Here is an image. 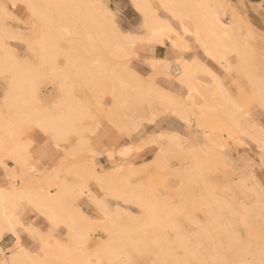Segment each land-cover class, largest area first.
Segmentation results:
<instances>
[{"label": "rangeland", "instance_id": "1", "mask_svg": "<svg viewBox=\"0 0 264 264\" xmlns=\"http://www.w3.org/2000/svg\"><path fill=\"white\" fill-rule=\"evenodd\" d=\"M99 1L114 13L122 36L133 38L132 44L124 43L121 53L106 50L104 44L95 39L90 44L80 21L84 13L81 0H0V58L4 57L0 59L3 60L0 134L8 128L2 135L5 142L0 143V159L8 169L14 167L17 178L24 179L18 162L5 155L18 147L17 141L27 142L33 156L29 163L36 164L37 172L43 174L37 160L39 152L36 151L37 157L31 138L40 133L49 138L62 155L60 161L44 173L58 168L59 181L65 182V190L67 186L73 189L64 190L56 209H52L56 211L54 215L52 212V217L47 212L41 214L45 210L35 206L28 197L17 196L16 217L20 221V215L31 207L39 218L49 223L45 235L38 233V238L41 256H44L45 243L56 246V252L47 253L51 264L55 259V264H63L66 256L65 264H70L68 256L75 257L71 264H264V88H261L264 87V0L257 4L251 0H184L179 4L180 12H186L185 16L182 12V20L189 26H193V17L202 7L223 13V20L230 28L226 45L233 43L229 48L235 49L237 54L231 53L234 68L223 69L248 84V90L240 94L232 91L222 67L206 57L197 37L182 34L180 20L160 7L159 1L153 0L159 16L167 19L175 30L171 38L182 39L172 44L169 38H164L173 47L183 44H177V48L183 51L184 57L175 62L148 53L165 41L150 39L141 13H137L139 22H131L118 1ZM204 1L208 3L205 5ZM120 2L132 4L137 12L131 0ZM40 11H45V15ZM234 54L239 57L238 62ZM187 57L196 58L200 66L210 65L221 78L217 76L222 89L214 84L210 89L204 87L203 84L208 86L214 82H210L212 76L205 74V70L199 72V66L193 68L191 82L199 84L195 100L202 105L203 113L187 105L183 119L174 108L166 107L165 102L170 96L173 102L186 92L168 89L165 81L184 84L178 80L183 74L176 73V67L180 68V61ZM161 60L170 62L168 73L171 75L164 74L167 71L163 69L158 72L154 66L152 68V61ZM9 62L11 66L4 67ZM94 66L102 67V71H95ZM11 67L16 68L15 72ZM134 76L143 77L148 86L150 82L155 84L163 99L149 91L145 94L148 88L144 85V94L128 97L122 103L125 107L119 103L118 108L115 106L116 114L112 115L116 101L120 100L116 95L125 86L133 89ZM11 84L15 85L13 90ZM213 91L217 92L216 98ZM162 94L168 97L164 100ZM139 95L143 100L137 99ZM220 95L225 97L222 99ZM60 96L66 100L67 97L72 101L76 99L75 103L83 104L77 107L87 106L88 112L93 111L88 115H94L90 118L84 115L85 119L79 111L80 119L84 120H77L80 126L75 121V129L80 127L81 136L86 131L84 139L81 140L80 133L76 135L75 130H69L67 136L64 135L66 138L63 137L66 140L56 145L46 130L20 122L25 114H39L42 109L55 112L58 102L64 103L61 109L64 106L66 110L68 106ZM110 108L109 115L115 116L119 124L114 118L111 119L115 121L106 119ZM198 113L201 114L198 116ZM234 120L238 123L236 126ZM172 135L174 141H171ZM123 148L131 149L125 160L116 154ZM99 175L101 179L95 180ZM103 179L110 186L104 184ZM102 183L108 189L103 188ZM0 185L9 188L5 180ZM79 186L90 189L93 197L88 193L78 195ZM19 225H23L21 221ZM16 245L17 248L22 246L20 241ZM111 247L114 254L117 252L115 256L106 252Z\"/></svg>", "mask_w": 264, "mask_h": 264}, {"label": "bare ground", "instance_id": "2", "mask_svg": "<svg viewBox=\"0 0 264 264\" xmlns=\"http://www.w3.org/2000/svg\"><path fill=\"white\" fill-rule=\"evenodd\" d=\"M133 3H134V6H135V9L137 10V12H139V13H141L142 14V16H143V22H144V25H145V27H146V29H147V32H148V34L150 35V39H154V40H161V42L164 40V41H166L164 38H169V40L172 42V44H174V42L175 41H181L180 39H172L171 38V36H170V34L171 33H174L175 32V30L171 27V25H170V23H169V21L167 20V19H165V18H162L161 16H159V14H158V7H156L155 5H154V1L153 0H131ZM157 1H159V6L160 7H162V8H164V9H166V10H168L169 12H171V14H172V16L173 17H176V18H178L179 20H180V28H181V32H182V34H185V35H190V34H194V36H196L197 38H196V40L198 39L199 41H200V45L202 46V49L204 50V54L206 55V57L207 58H209L210 60H213V61H215V63H217L220 67H222V69L224 68V69H226L227 71H231L233 68H234V58H233V56H232V52L234 51L235 52V54H236V50L235 49H231L230 50V48L233 46L231 43H229V44H231V45H226V44H228V42H227V37L230 35V33H229V30H230V28H229V26H228V24L223 20V13H221V12H218L217 10H210L209 8H208V10L206 11L205 10V8L206 7H202V10H200V12H198L197 11V13H196V15L193 17V19L195 20V22H194V20H193V26H189V25H187L183 20H182V17H181V14H182V12H180L181 10H180V5L179 4H181L182 2H184V0H157ZM192 1V0H191ZM198 1V0H197ZM190 2V1H189ZM206 2L208 3V1H204L203 3L206 5ZM73 3V2H72ZM81 3H82V9H84V13H82V15L80 16V21H81V23H82V28H83V32H85V35H88L87 37H89L88 38V40H89V42H90V44L93 42V39H95V40H97V41H99V42H102V45L106 48V50H108V51H110V50H115V51H117V53H121L122 51H123V45H124V43H133L134 41H133V38L131 39V38H129V37H126V36H122V34L120 33V29L118 28V26H117V23H116V20L114 19V16H110L109 15V13L111 12L112 13V10L111 9H109V8H104L101 4H100V1L99 0H81ZM191 3V2H190ZM70 4V3H69ZM68 4V5H69ZM76 5V4H75ZM71 6H72V4H71ZM191 6V5H190ZM179 8V10H178V8ZM192 7V6H191ZM197 7V6H196ZM209 7V6H208ZM212 7H214V6H212ZM46 10V9H45ZM193 11V10H192ZM202 11H206V12H202ZM45 11H43V12H41L40 11V13L43 15V13H44ZM184 13L186 14V12L184 11L183 12V15H184ZM193 13V12H192ZM40 14V15H41ZM141 14H139V15H141ZM194 14V13H193ZM45 15V14H44ZM43 15V16H44ZM185 16V15H184ZM46 17V16H45ZM45 17H43V19L45 18ZM187 18H188V16H187ZM64 19V18H63ZM190 19V18H189ZM49 20V19H48ZM47 20V21H48ZM192 20V19H191ZM55 24V23H54ZM189 24V23H188ZM51 29V28H50ZM144 29V28H143ZM53 30V29H52ZM50 32V31H49ZM74 33H78V32H74ZM52 34V33H51ZM78 35V34H77ZM176 35V34H175ZM232 35V34H231ZM80 38V37H79ZM181 38V37H180ZM81 40V39H80ZM79 40V41H80ZM197 40V41H198ZM233 40V39H232ZM85 41V40H84ZM169 41V42H170ZM86 42H87V40H86ZM89 42H87L88 44H89ZM153 42H155V41H153ZM183 42V41H182ZM227 42V43H226ZM54 43V42H53ZM83 43V42H82ZM177 43V42H176ZM199 43V42H198ZM89 44V45H90ZM177 44H179V45H181V46H183V44H180V43H177ZM177 44H176V46H177ZM84 45H85V43H84ZM184 45H185V43H184ZM187 45V44H186ZM185 45V46H186ZM93 46H94V44H93ZM92 46V47H93ZM78 47V46H77ZM230 47V48H229ZM90 48V47H89ZM96 48V47H95ZM98 48V47H97ZM104 48V49H105ZM181 48V47H180ZM184 48V47H183ZM188 48V47H187ZM226 48V49H225ZM84 49V48H83ZM103 49V48H102ZM110 49V50H109ZM185 49V48H184ZM105 50V51H106ZM44 51V50H43ZM47 51V50H46ZM75 52V51H74ZM46 53V52H45ZM48 53V52H47ZM77 53V52H76ZM113 53H114V51H113ZM2 54V53H1ZM75 54V53H74ZM234 54V55H235ZM78 55V54H77ZM237 55V54H236ZM235 55V56H236ZM240 55H242V54H240ZM3 56V55H2ZM2 56H1V58H2ZM76 56V55H75ZM234 56V57H235ZM77 57H79V55L77 56ZM104 57H105V55H104ZM238 56H236L235 58L237 59L236 61L238 62V58H237ZM244 57V56H243ZM0 58V59H1ZM4 58V57H3ZM2 58V59H3ZM243 59V58H242ZM5 60V59H4ZM8 60V59H7ZM7 60H6V62H7ZM48 61V60H47ZM12 62V61H11ZM237 62H236V64H237ZM3 64V60L2 61H0V64ZM13 63V62H12ZM11 63V64H12ZM21 62H19V64H20ZM100 63V61H98V64ZM152 63V68H156V69H158V70H156V69H154L155 71H158L159 72V70L161 71V69H163V70H165V71H167V72H165L164 74H166V73H168V71H169V69L170 68H168L169 66V64H170V62H165V60H164V62H162V60L161 61H158V62H155V61H152L151 62ZM159 63H161V64H159ZM162 63H164V64H162ZM167 63V64H166ZM169 63V64H168ZM242 63V62H241ZM2 64L0 65V66H2ZM11 64H10V62H9V64L8 65H6V66H4V67H6L7 68V66L8 67H10L11 66ZM97 64V65H98ZM239 64V63H238ZM10 65V66H9ZM96 65V66H97ZM180 65H181V67L183 68H181V73L183 74L180 78H179V76H178V80H180L181 82H184V85H186L185 87L187 88V90H186V93H185V95L184 96H182V97H177V99H174L175 101H173V102H171V100H169V98L171 97L170 95H169V93H168V95L170 96L169 98H167L166 99V97H168L167 95H165V94H162L163 96H165L164 97V100L166 99V102L167 101H170V102H165V104H166V107H168V106H170V107H172V108H174L175 109V111L177 112V113H179V115L181 116V118L183 117V119H184V117H186V112H185V106H187V105H189L190 107H195L196 109H198V111L199 112H201V113H203V111H202V105H199L198 104V101H196L195 100V97H196V94H197V92H198V89H199V84H195V83H198L197 81H194L193 80V82H195V83H193V82H191V73H192V69L194 68H196L197 66H199V68H200V71L199 72H201L202 70L204 71L205 70V74H209L210 76H212V82L213 83H210L208 86L207 85H205V84H203L204 85V87H207V88H212V85L214 84V85H216V87H218L219 89H222V83H220V81H219V78L217 77V75L215 74V72H214V70H213V68L212 67H210V65H207V64H202V66H200V65H198V62H197V60H196V58H191V59H188V58H183L181 61H180ZM240 65V64H239ZM96 66H94V67H96ZM99 66H100V64H99ZM98 66V68L96 67V70L95 71H102L101 70V68L102 67H99ZM154 66V67H153ZM178 66V65H177ZM195 66V67H194ZM14 67V66H13ZM173 68V70H174V67H172ZM179 67H176V70H177V72H178V70L180 69ZM240 68V67H239ZM5 69V68H4ZM13 68L11 67V70H12ZM16 69V68H15ZM15 69H13L14 70V72H15ZM94 69V68H93ZM196 69H198V68H196ZM237 69V68H236ZM88 70V69H87ZM175 70V71H176ZM5 71H7V69L5 70ZM171 71V70H170ZM195 70H193V72H194ZM203 71H202V73H203ZM225 71V70H224ZM88 72V71H87ZM157 72V73H158ZM174 72V71H173ZM176 72V73H177ZM235 72V71H234ZM155 73V72H154ZM156 73V74H157ZM172 73V72H171ZM175 73V74H176ZM197 73V72H196ZM163 74V73H162ZM168 74H170V73H168ZM179 74V73H178ZM167 75V74H166ZM171 75V74H170ZM174 75V74H173ZM243 75V74H242ZM244 76V75H243ZM246 76V75H245ZM67 77V76H66ZM155 77V76H154ZM175 77V76H174ZM25 78V77H24ZM64 79H65V77H64ZM22 80V79H21ZM63 80V79H62ZM152 80H153V76H152ZM147 81H149V80H147ZM14 82V81H13ZM153 82V81H152ZM148 82H146V84H147ZM14 84H15V82H14ZM13 84V85H14ZM63 84H64V82H63ZM121 84V83H120ZM124 84V83H123ZM145 84V82H144V78L143 77H137V76H134V80H133V82H132V84H131V86L133 87V89H129L128 88V86H125L126 88L125 89H123V90H121L122 91V93H121V91H119L120 93H119V95L117 94V92L115 93L114 92V94H117L116 96H117V98H116V96H114L113 94V96L116 98V99H120V100H118V101H116L115 100V98L113 99V100H115L116 102H118L116 105H114V104H112L111 106H113L114 105V109L116 108L115 106H117L119 103V105H124V104H122V103H125V101H127V98L128 97H132L133 95L135 96V97H137L138 96V94L139 93H143V91H145V89H144V85H146ZM201 84V83H200ZM212 84V85H211ZM260 84V83H259ZM258 84V85H259ZM12 85V84H11ZM10 85V86H11ZM13 85H12V89L11 90H13ZM16 85V84H15ZM14 85V86H15ZM61 85V84H60ZM59 85V86H60ZM202 85V84H201ZM211 85V86H210ZM257 85V87H259ZM261 85V84H260ZM121 86H122V84H121ZM64 87V86H63ZM123 87H124V85H123ZM146 87L148 88V90L146 89V92H145V94H147L148 95V92L147 91H149V93H151L153 96L155 95H157L156 97L158 98H160V99H163V97L161 96V90L159 91V92H157L158 90H157V87H156V85L155 84H152L151 82L149 83V86L148 85H146ZM214 87V86H213ZM9 89H10V87H8ZM262 89L264 88L263 86L261 87ZM65 90H66V88H64ZM68 89V88H67ZM122 89V88H121ZM215 89V88H214ZM223 90H225V89H223ZM62 92H63V90H61ZM118 91V90H117ZM142 91V92H141ZM163 91V90H162ZM200 91H201V89H200ZM211 91H212V89H211ZM260 91V90H259ZM264 91V90H263ZM61 92V93H62ZM157 92V93H156ZM208 92V91H207ZM217 92H219L218 90H217ZM217 92H212L213 94H214V97L216 96V93ZM224 92H226V91H224ZM155 93V94H154ZM165 93H167V92H165ZM144 94V93H143ZM259 95H260V93H258ZM19 95V94H18ZM64 95H65V93H64ZM111 95V96H112ZM202 95H203V93H202ZM209 95V94H208ZM229 95V94H228ZM263 95V94H262ZM11 96H13V95H11ZM15 96V95H14ZM112 96V97H113ZM119 96H120V98H119ZM140 96V95H139ZM204 96V95H203ZM209 96H211V94L209 95ZM16 97H17V95H16ZM61 98H62V100L64 99L65 101H63V102H66V105L68 106V108L65 110L64 109V106L62 107V109H61V106H62V104H64V103H60V102H58V103H60V104H58V103H56L57 105H59L60 106V108H59V106L56 108L55 107V109H56V111H55V109H53L55 112H51V110L49 111H47L46 109L44 110V109H42L41 111H40V113L38 114V113H32V114H25V116L23 117L22 116V118H21V120H20V122H23V123H25V122H27V124L28 123H32V124H34V125H36L38 128H40L41 129V131H42V129H44V130H46V132H48L49 133V135H51L52 137H53V139H55V143H56V145H60V143H62L61 142V140H66V139H63V137H65V136H67V134H68V132L67 131H71L72 130V132H73V130H75L74 132H76L75 134L76 135H78L80 132H78L79 131V126H80V124L78 123V121L80 120V122H81V120L83 119H80L82 116L84 117V119L86 118V117H88L89 115H88V113L90 112V110H89V112H88V110H87V106L85 107V108H79L80 106H82L83 104H81V105H79L78 103H75L74 101L76 100V99H73L74 101H72L71 100V95H70V97H67V100L64 98V97H62V96H60ZM65 97H66V95H65ZM134 97V100H136V98ZM144 97V96H143ZM205 97H207V96H205ZM211 97H213V96H211ZM210 97V98H211ZM219 97H225L224 95H220ZM226 97H228L227 95H226ZM262 97V96H261ZM59 98V97H58ZM122 98V99H121ZM139 98H141V99H139ZM139 98H137L138 100H143V98H142V96H140ZM173 98H175V96L174 97H172V99ZM208 98V97H207ZM216 98V97H215ZM258 98V97H257ZM182 99V100H181ZM212 99V98H211ZM210 99V100H211ZM223 99V98H222ZM6 100V99H5ZM58 100V99H57ZM224 100L226 101V99L224 98ZM224 100H223V102H224ZM227 100H229V98L227 99ZM7 101V100H6ZM71 101L74 103H71ZM146 101V100H145ZM144 101V102H145ZM160 101V100H159ZM62 102V101H61ZM136 102V101H135ZM143 102V103H144ZM161 102V101H160ZM163 103H164V101H162ZM161 102V103H162ZM222 102V101H221ZM7 103V102H6ZM128 103V102H127ZM139 103V102H138ZM160 103V104H161ZM187 103V104H186ZM215 103V102H214ZM9 104V103H8ZM141 104V103H140ZM229 104H231V101L229 102ZM88 105V104H87ZM119 105L117 106V108L119 107ZM126 105V104H125ZM125 105H124V107H125ZM162 105V104H161ZM168 105V106H167ZM235 105V104H234ZM233 105V106H234ZM237 105V104H236ZM11 106V105H10ZM77 106H79V107H77ZM121 106V107H122ZM239 106V105H238ZM17 107V106H16ZM163 107H165L164 105H163ZM170 107H168V108H170ZM216 107V106H215ZM225 107V106H224ZM112 108V107H111ZM111 108H110V111H109V113H107L108 115L110 114V112H112V110H111ZM230 108V107H229ZM59 109V110H58ZM82 109V110H81ZM84 109H86L85 111L86 112H84ZM231 109V108H230ZM44 110V111H43ZM109 110V109H108ZM232 110H233V107H232ZM235 110H236V108H235ZM25 111V110H24ZM24 111H23V113H24ZM76 111V112H75ZM79 111H82L83 113L82 114H80L81 115V117H79V114H78V112ZM173 111V110H172ZM223 111V110H222ZM18 112V111H17ZM20 112H22V111H20ZM32 112V111H31ZM31 112H29V113H31ZM92 113H93V111H91ZM90 112V113H91ZM116 109H115V112H114V110H113V112L111 113L112 115H113V113L114 114H116ZM119 112V111H118ZM84 113H87V115L86 114H84ZM173 113H175V112H173ZM201 113H198V116H199V114H201ZM17 114V113H16ZM21 114V113H20ZM76 114H78L76 117L78 118H76L75 117V115ZM118 114V113H117ZM228 114V113H227ZM22 115V114H21ZM86 117H85V116ZM90 115H94V114H90ZM221 115V114H220ZM226 115V114H225ZM20 116V115H19ZM92 116H89L88 118H90V117H92ZM107 116V115H106ZM115 116H110L109 115V118H106V119H111V118H114ZM117 117H118V115H117ZM204 117V116H203ZM230 117V116H229ZM76 118V119H75ZM200 118V117H199ZM83 119V120H84ZM115 120L117 119V118H114ZM114 119H111V120H114ZM201 119V118H200ZM78 120V121H77ZM114 120V121H115ZM18 121V120H17ZM75 121H77V124H79V128H77L76 127V129H75V126H76V123H75ZM119 121V120H118ZM229 121H231L230 119H229ZM1 122H3V121H1ZM83 122V121H82ZM116 122H117V120H116ZM234 122H235V120H234ZM233 121H232V123H234ZM240 122V124L239 125H242L241 124V121H239ZM18 123H19V121H18ZM114 123V122H113ZM118 123V122H117ZM120 123V122H119ZM118 123V124H119ZM236 123H237V121L235 122V126H236ZM238 124V123H237ZM124 125V124H123ZM5 126V125H4ZM119 126V125H118ZM243 126V125H242ZM242 126L240 127V126H238V128H242ZM82 127V126H81ZM5 128H7V127H5ZM5 128H4V131H5ZM18 128H20V127H18ZM3 129V128H2ZM8 129V128H7ZM10 130H11V128H9ZM82 129H84V131L86 130L85 129V126L82 128ZM19 130V129H18ZM77 130V131H76ZM81 130V129H80ZM242 130V129H241ZM3 131V133L5 134V132ZM95 131V130H94ZM242 132H244V130H242ZM246 132H248V131H246ZM85 134H86V131L84 132ZM84 133H82V136H81V133H80V137H81V140L82 139H84V137H86V136H84L83 137V134ZM4 134H0V143L1 142H5L4 140H5V138L2 136V135H4ZM8 134V133H7ZM84 134V135H85ZM65 135V136H64ZM246 135H249V133H246ZM8 136H9V134H8ZM168 137V136H167ZM207 137V136H206ZM66 138V137H65ZM174 136L172 135V137H171V139H169V140H171V141H174ZM7 139V138H6ZM212 139V138H211ZM18 142V143H17ZM16 143H14V144H16V145H18V147H16L15 149H12V151L11 150H9V154H8V152H7V154L5 155V156H7V157H12L13 159H15V161H16V163L18 162V164H19V166H21L20 168H21V172H22V174L23 175H21V177H23L24 179H22V178H17L16 176H17V174L14 172V167H11V168H7V166H5V162L4 161H2V159H0V164L5 168V173L7 174V176H8V179L5 177V182L7 183V185H8V187L9 188H7V189H4V187L3 186H1L0 185V239L2 238V236H3V234L5 233V232H13L14 234H16L15 236H17L16 237V242H19L18 240H19V237H18V234H17V226L19 225V223H20V221H19V219L16 217V215H15V212H14V209H15V205H16V197L17 196H22V197H28L31 201H33V203L35 204V206H37V207H39L40 209H43V210H45L44 211V213H41V214H45V212H47V213H49V214H51V217H52V212H53V210L54 209H56L55 208V206L56 205H58L57 203H59V200H61V196L65 193V191L67 192V190H70V188H68L69 186H67L66 187V189L67 190H65V188H64V183L60 180L59 181V169L58 168H55V169H52V170H50L49 172H46V173H44L43 172V174H41V173H39V172H37V170H39V169H37V167L35 166L36 164H30L31 163V159H32V161H33V156L31 155V152L29 151V145H28V143L27 142H22V141H17ZM20 142V143H19ZM22 142V143H21ZM86 143H87V141H86ZM171 144L173 143V142H170ZM65 145V144H64ZM15 146V145H14ZM87 146V145H86ZM3 150H4V147L2 148ZM1 149V150H2ZM6 149H7V147H6ZM2 150V151H3ZM1 151V152H2ZM131 151V149H125V148H123V149H120V150H118L117 152H116V154H118L119 155V157L121 158V159H126L127 158V156L131 153L130 152ZM3 153V152H2ZM110 157V156H109ZM111 157H112V153H111ZM30 162V163H29ZM36 162V161H35ZM38 162V161H37ZM194 163V162H193ZM82 164V163H81ZM84 167V166H83ZM87 168V167H86ZM75 170V169H74ZM89 170V169H88ZM64 171V169H62V172ZM66 173V172H65ZM79 173V172H78ZM77 174V173H76ZM61 175V174H60ZM81 175V174H80ZM86 177V176H85ZM98 178H100L101 179V177H100V175H99V177H97V178H95V180L96 179H98ZM14 179H17L16 181H14ZM61 179V178H60ZM65 179V178H64ZM99 180V179H98ZM103 183L104 182H106L105 181V179H103V181H102ZM102 183V184H103ZM85 184V183H84ZM104 184H107V186L109 185L110 186V184H108V183H104ZM103 184V185H104ZM78 185V184H77ZM83 185V184H82ZM106 185H104V187L103 188H107V186L105 187ZM79 187H83V189H81V188H79ZM78 187V189H77V193H78V195H81L82 193L84 194V193H88L87 195H89V196H92L93 197V193H92V191L90 190V189H88V190H85V188L86 187H84V186H79ZM51 188V189H50ZM64 188V189H63ZM71 188H72V186H71ZM108 189V188H107ZM65 190V191H64ZM71 190H73V189H71ZM71 190H70V192H71ZM86 195V196H87ZM89 196H87V197H89ZM97 200V199H96ZM27 201V200H26ZM68 202V201H67ZM100 202V201H99ZM99 204H101V203H99ZM32 205V204H31ZM60 205V204H59ZM33 207H35L34 205H32ZM104 206V205H103ZM54 207V208H53ZM75 208V207H74ZM104 208V207H103ZM53 209V210H52ZM63 209V208H62ZM59 211H61L60 209H59ZM56 212V211H55ZM55 212H53V215H54V213ZM62 213V212H61ZM56 214V213H55ZM46 215V214H45ZM60 215V214H59ZM64 215V214H63ZM56 216V215H55ZM55 216H53L54 217V219H55ZM61 216V215H60ZM60 216H58V217H60ZM49 217V216H48ZM47 217V218H48ZM50 217V218H51ZM71 217H73V216H71ZM71 217H69L70 219H71ZM49 218V220H51L52 221V219H50ZM61 218V217H60ZM53 219V220H54ZM56 219H58V218H56ZM74 220V219H73ZM71 221V220H70ZM105 221V220H104ZM103 221V222H104ZM73 222V221H72ZM89 222V221H88ZM106 222V221H105ZM75 224V223H74ZM104 224V223H103ZM109 224V223H108ZM111 224V223H110ZM73 226V225H72ZM82 230V229H81ZM80 232V231H79ZM13 233H11V234H13ZM36 233V232H35ZM78 233V232H77ZM85 234V233H84ZM6 235V234H5ZM77 237V236H76ZM79 240V239H78ZM78 242V241H77ZM80 242V241H79ZM48 244H46L45 243V245L44 246H42V251H43V253H44V256H39V255H37V254H34V253H30V252H28V250L26 251L25 250V248L23 247V246H21L20 248H17L16 249V251L14 252V253H12V256H11V254H9V256H11L10 258V264H51L50 263V260H51V257L47 254L48 252H51V251H55V248H56V246L54 247V246H51V245H48ZM53 247V248H52ZM107 247V246H106ZM59 248H60V246H59ZM107 249V248H106ZM109 249V248H108ZM57 250V252H59L60 250L57 248L56 249ZM61 250H62V248H61ZM53 251V252H54ZM67 251H68V249H67ZM109 251H110V253H109ZM0 252H1V255L3 254L4 255V251H3V249H2V246H1V244H0ZM56 252V251H55ZM95 252V251H94ZM106 252L107 253H109V255L110 254H114V251L112 250V247L107 251L106 250ZM105 252V253H106ZM116 252V251H115ZM60 253V252H59ZM117 253V252H116ZM116 253L114 254V256L116 255ZM7 254V253H6ZM48 256H47V255ZM55 254V253H54ZM56 254H58V253H56ZM55 254V255H56ZM69 254V253H68ZM68 254H66V255H68ZM0 255V256H1ZM71 255H72V253H71ZM70 255V256H71ZM47 256V257H46ZM52 256V255H51ZM114 256H112L113 258H114ZM120 256V255H119ZM4 256H2V258H3ZM8 257V256H7ZM50 257V258H49ZM67 257V256H66ZM66 257H63V258H65V259H63L64 261V263L63 264H65V262L67 263L68 261H66ZM109 257V256H108ZM118 257V255L116 256V258ZM124 257V256H123ZM56 258V257H55ZM73 258H75V257H73ZM73 258L71 259V258H69V256H68V259L70 260L69 261V263L71 264V262H73ZM112 258V259H113ZM50 259V260H49ZM3 260V259H2ZM1 260V263L3 262ZM56 260V259H55ZM55 260H54V264H55ZM72 260V261H71ZM79 260H81L80 258H79ZM78 260V261H79ZM109 260V259H108ZM115 260H117V259H115ZM62 261V260H61ZM75 261H77V260H74V262ZM127 261H129V260H127ZM4 262H7V259L4 261ZM3 262V263H4ZM9 262V261H8ZM83 262V261H82ZM116 262V261H115ZM117 262H119V260L117 261ZM201 263V262H200ZM5 264V263H4ZM75 264V263H74ZM80 264H81V262H80ZM83 264V263H82Z\"/></svg>", "mask_w": 264, "mask_h": 264}, {"label": "crops", "instance_id": "3", "mask_svg": "<svg viewBox=\"0 0 264 264\" xmlns=\"http://www.w3.org/2000/svg\"><path fill=\"white\" fill-rule=\"evenodd\" d=\"M116 1L120 3V6L123 8L122 10L128 13V17L131 20V22L133 21L135 23L139 22L138 21L139 16L137 14L138 12L134 10L132 4L130 3L126 4V2L121 3L120 0H116ZM251 1H253L256 4L258 2H261V0H251ZM148 53L157 58L158 57L167 58L170 60V62H175L176 59L184 57L183 51L178 49L177 46L173 47L172 45H170L169 40H166L164 44H157L156 46L153 47V50H148ZM222 70L224 72L225 79L228 78L227 82L229 83V86L233 92H235L236 94L237 93L240 94L244 90L246 91L248 90L247 88L248 84L245 82L243 78H241L240 76H236L234 74L225 73L224 69ZM177 73H181V70H178ZM215 74L219 77V75L216 72ZM211 81L212 80L210 79V82ZM165 85L170 90H176V91L184 90L185 92L187 90L186 85L182 83H177V82L174 83L171 80H166ZM35 134H33L31 137L34 141L33 152L35 151V155H36V151L38 150L37 152H39V158H37L38 157L37 155H36L37 157L35 155L34 156L39 161L38 165L40 166V168L45 172V171H48L56 163H58L62 155L60 152H58V149L55 148L53 142L49 138H47L44 135H41L40 133L36 135ZM5 177L8 179V176L5 173V169L0 164V183H2L5 180ZM20 221L23 224V228H21V225H18L17 234H18L21 245L25 248L26 251L28 250V252L30 253H34V254L41 256V252H40L41 240H39L38 238V233L45 235V233L49 229V223H47L45 219L39 218L36 211L31 209V207H28L26 209V212L20 215ZM11 233L5 232L2 238L0 239V244L4 251V255L3 254L1 255V252H0V255H1L0 264H4V263L10 264V261H11L10 257L12 256V253H14L17 249V245H16L17 236H15L16 234L14 233L11 234ZM9 254H11V256H9ZM2 256L4 257L2 258ZM6 259H7V262H4ZM1 260L4 263L3 262L1 263Z\"/></svg>", "mask_w": 264, "mask_h": 264}, {"label": "snow or ice", "instance_id": "4", "mask_svg": "<svg viewBox=\"0 0 264 264\" xmlns=\"http://www.w3.org/2000/svg\"><path fill=\"white\" fill-rule=\"evenodd\" d=\"M110 16H114V13H109ZM21 228H23V225H21Z\"/></svg>", "mask_w": 264, "mask_h": 264}]
</instances>
